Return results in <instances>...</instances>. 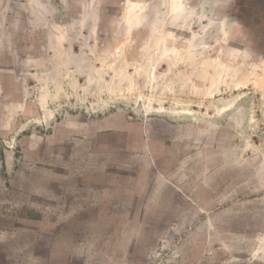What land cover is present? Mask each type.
Segmentation results:
<instances>
[{"label": "rangeland", "instance_id": "374dc122", "mask_svg": "<svg viewBox=\"0 0 264 264\" xmlns=\"http://www.w3.org/2000/svg\"><path fill=\"white\" fill-rule=\"evenodd\" d=\"M234 13L235 0H49L47 40L39 20L17 27L18 53L0 55V264H86L97 245L113 250L91 262L264 264V32ZM147 140L155 167L131 160L159 169L165 207L145 223L59 206L77 200L85 154L122 169L118 149Z\"/></svg>", "mask_w": 264, "mask_h": 264}, {"label": "crops", "instance_id": "0c3cea01", "mask_svg": "<svg viewBox=\"0 0 264 264\" xmlns=\"http://www.w3.org/2000/svg\"><path fill=\"white\" fill-rule=\"evenodd\" d=\"M139 2L140 1H138L136 6L141 5ZM133 7H135V5H132V8ZM32 20H39L42 28L31 29V31L37 30L39 33L46 34L45 40H47V34H49V0H0V55L5 50L14 52L17 48H21V46L17 44L18 33L21 35L30 30L24 31L22 29H17V27L23 22ZM235 20L238 24V28L240 27L243 31H247L248 28L241 21ZM17 53L18 51H15V54ZM14 59L17 60L16 55ZM124 135L126 134L122 133V140H128ZM102 143H106L104 138L102 139ZM150 147V143H148L147 140L142 143L140 149L135 151L134 154L128 152L126 147L119 148V154L125 155L124 161L118 162L124 164L125 168L122 169L105 167L104 165L107 163L105 164L103 159V162L100 164L102 165L101 167L91 168L95 167L97 162H91L89 159L91 154H85V156L80 159L75 180L76 186L80 190L77 200L71 201L74 199L72 196L66 198L63 195L61 199L62 203L59 206L61 208H66L68 203L77 202L78 208L87 211L83 220H79L83 224L117 226L145 223L143 219L145 217L143 216L145 210L165 207V197H163V195L159 196L161 192L158 177L162 175L159 169L146 168L144 170V168L140 167L135 168L133 160H131L134 156H137V154L146 153L151 157L155 167L153 151ZM86 151L87 149L83 150L82 153ZM71 160H73V158H71ZM66 193H68L67 190ZM60 220L62 224L71 222L64 217H61ZM56 221L57 223L59 222V220ZM113 237L114 233H112L111 238ZM123 238L128 239L129 234H126ZM94 239L100 241L98 237ZM257 241V243H259L257 254H261L262 257V255H264L261 252L264 250V239L259 238ZM109 249L113 250L112 247ZM110 250L106 251V249L97 245L92 250L84 252L82 257L84 261L87 262L86 264H105L104 261H93V263L90 258L92 256H103ZM122 253L123 252H118L115 257L118 255L122 256Z\"/></svg>", "mask_w": 264, "mask_h": 264}, {"label": "trees", "instance_id": "16d2710c", "mask_svg": "<svg viewBox=\"0 0 264 264\" xmlns=\"http://www.w3.org/2000/svg\"><path fill=\"white\" fill-rule=\"evenodd\" d=\"M264 5L263 0H235V17L246 27H252L257 32H264L262 25L261 8Z\"/></svg>", "mask_w": 264, "mask_h": 264}, {"label": "bare ground", "instance_id": "6f19581e", "mask_svg": "<svg viewBox=\"0 0 264 264\" xmlns=\"http://www.w3.org/2000/svg\"><path fill=\"white\" fill-rule=\"evenodd\" d=\"M208 95H209V93H208ZM225 107H226V106H225ZM222 110H224V108H223Z\"/></svg>", "mask_w": 264, "mask_h": 264}]
</instances>
